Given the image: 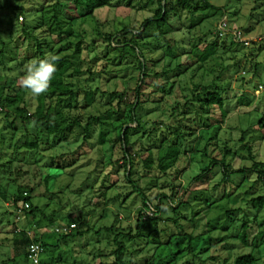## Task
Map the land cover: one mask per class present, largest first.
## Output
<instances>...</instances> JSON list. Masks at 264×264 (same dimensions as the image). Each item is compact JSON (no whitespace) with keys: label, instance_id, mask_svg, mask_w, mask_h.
<instances>
[{"label":"rangeland","instance_id":"374dc122","mask_svg":"<svg viewBox=\"0 0 264 264\" xmlns=\"http://www.w3.org/2000/svg\"><path fill=\"white\" fill-rule=\"evenodd\" d=\"M45 1L48 3V0H0V48L4 47L5 68L12 69L10 73L5 72L6 77L17 76V72L31 60L40 59L35 44L43 38L47 44L45 55L50 53L59 58H68L82 72L101 70L104 61L95 62L94 56H105L108 67L105 73L94 76L87 84L84 83L89 77L87 73L78 77L79 86L88 85L92 90H100L91 105L83 108L82 91L75 103H72L71 108L76 110H72L70 114L78 118L82 126L88 124L90 118L85 133L87 139H84V134L77 128L60 145H57L54 136H48L44 140L42 134L43 143L38 151L27 152L21 147L24 141L21 124L17 122L11 128L0 115V182L4 184L2 180H20L34 185L42 177H49L47 185L40 184L35 189L33 205L44 209V215L53 213L60 217H54L58 220L54 225L58 227L67 226L68 220L74 218L84 221L80 226L84 235L62 244L56 256L65 258L69 263L75 260L77 264H109L113 261V247L110 244L111 236L103 228H133L136 211L141 207V197L134 191L132 184L124 180L123 169H119L122 165L121 152L119 145L115 144L122 130L121 124L130 120L129 105L135 101L139 72L133 55L129 61L121 60L112 46H106L100 41L97 32L114 33L127 24L132 29H139L149 12L137 11L144 6L146 0H133L134 9L124 7L122 2L118 7L98 10L92 19L74 24L71 49L58 54V50L64 49V42H59L55 35L44 37L43 34L49 25L48 20H42L39 13ZM209 3L223 10L214 14L206 11L202 15L209 18L191 31L190 23L192 19L198 20L199 13L191 18L188 11H181L182 26H179L178 21L172 23L176 31L168 37L169 50L162 42L163 48L157 51H153L150 40L141 45L145 57L151 60L148 65L150 78L146 80L142 91V100H148L149 103L138 112L142 127L130 132V145L127 148L132 157L130 178L149 198L151 206L157 204L156 195L159 194L171 197L170 201L175 206L179 200L184 203L176 213L165 205L161 206L163 211L159 212V217L164 222L157 227V237L153 234L154 226L145 225L141 230L142 238L126 242L127 251L123 264H167L169 255L164 244L173 241L170 246H179L180 253L188 246V235L199 236L192 244L195 249L199 247L197 255L200 259L184 257L177 264H184L187 260L190 264H221L223 259L228 258L231 262L238 255L251 252L257 257V264H264V209H255L249 202L252 198L264 196V184L255 183L256 175L253 172L229 174L239 168L250 167V155L254 162L264 164V130L257 126L264 116V0H209ZM194 6L199 7L200 3H193ZM221 20L227 22L229 29L220 38L216 34V28ZM33 27L36 29L31 32ZM24 30L29 32L24 33ZM234 30L241 31L250 40L249 46L244 47L234 42ZM79 33H82L85 43L90 44L94 40L95 48L90 45L89 52L84 51L77 59L72 49ZM152 33L154 32L151 31ZM215 40L217 47L214 59L202 67L193 65L185 73L178 75L174 65L180 64L179 71H183L186 54L194 46L203 49L204 45H210ZM25 57L29 59L25 60ZM176 57L177 60H171ZM17 63L20 64V70L15 66ZM154 74L159 78L155 79ZM217 77L218 80L215 79ZM172 82L175 87L170 95L159 89L161 86L168 89ZM73 83L78 86L75 80ZM211 83L224 99L225 117L213 108L209 112V121H205L204 118L195 116L193 108H189L191 118L188 121L179 123L170 118V107L175 103H184L183 96L190 98L194 86H209ZM16 88L22 90L23 103L28 115L32 114L37 97L21 87L19 79ZM113 92L125 93L122 102L109 96ZM162 100L163 105L153 111L158 106L157 102ZM180 108L181 106L177 113L182 112ZM7 111L10 114L8 120L11 121L14 110L9 107ZM115 111H119L118 117ZM207 124L212 127L204 131ZM178 125L186 126L187 129L179 145L181 155L176 166L165 176L156 172L145 174L142 162L148 156L146 150L157 144L156 141L162 137H170L168 131ZM31 129L28 126L29 133L37 132ZM101 135L104 136L102 144L99 139ZM244 145L248 146L250 152ZM14 146L17 147L15 151ZM192 149L200 153L195 154ZM224 151L227 153L224 154ZM9 160L13 161L12 164L4 167L3 164ZM34 161L38 162V167L34 166ZM212 161L216 164L209 168L201 181L192 182L191 179ZM18 167L20 173L17 177L12 172ZM223 168L229 172L226 173L229 174L227 179L224 178ZM258 170L264 172L262 167ZM6 210L11 208L0 200V243H4V246L0 244V264L3 261L4 264H13L6 261L10 259L12 252L6 247L10 241L5 239L15 228L12 225L14 217L5 215ZM226 210L232 211V221L227 219ZM246 220L253 223L246 231L245 243L238 235ZM43 224L46 222L43 221ZM29 232L32 233L33 230ZM175 236L179 238H172ZM208 237L214 246H209ZM219 239L223 241L219 243ZM159 242L163 245L160 246ZM208 257L210 258L207 259Z\"/></svg>","mask_w":264,"mask_h":264},{"label":"trees","instance_id":"16d2710c","mask_svg":"<svg viewBox=\"0 0 264 264\" xmlns=\"http://www.w3.org/2000/svg\"><path fill=\"white\" fill-rule=\"evenodd\" d=\"M113 0H48V3L45 1L42 3V8L39 11L41 19H47L49 22L48 27L44 30V37H52L55 35L59 42H64V49L61 48L58 50V54L70 50V39L74 38V24L79 21H83L84 19H92L94 13L98 10L105 8L118 7L119 5L134 9L133 8V0H124L112 2ZM199 2L200 6L193 7V3ZM50 3V4H49ZM186 10L193 18L195 13H199V18L197 21L192 19L190 23L189 30L195 29L201 23H203L206 19L209 18L207 15H202L206 11H211L213 14L221 11L223 9H219L214 7L209 3V0H146L143 7L139 8L137 11H146L149 12V16L145 18L141 23L139 29H132L129 24L125 25L121 30L110 33V34H101L98 30L97 37L101 39L100 41L106 44V46H112L113 50H115L119 58L121 60H128L132 57H135V61L137 64V71L139 72V80L138 87L136 88V97L135 101L129 105V117L130 120L127 122L124 121L121 124V133L120 136L116 139L115 144L119 145V151L121 152V161L122 165L119 166V169L122 168L124 171V180L131 183L135 192L141 197V207L136 211L135 220L133 222L134 227L128 226L126 230H122L120 228H116L114 226L103 228V231L109 235L111 238L110 244L113 247L111 251V255L113 257V261L109 264H123L124 256L127 251L126 242L135 241L137 239L142 238L141 230L147 224H152L154 226V236L157 237V227L160 223L164 222V220L159 217V212L163 211L161 206H167L173 213H176L177 210L181 209L184 202L180 200L174 205L171 197H167L164 194L156 195L157 204L153 206L155 210V214L151 217L145 215L148 206H150L151 201L147 196H145L140 189H138L137 185L131 180V162L132 157L128 154L127 148L130 145V132H133V129H140L141 120L138 117V112L143 110L145 105L149 103L148 100L143 99V88L146 84V80L150 78V74L148 73V65L151 60H148L145 57V52L141 48V45L144 44L146 40H150L153 46V51H157L158 49L163 48L161 46V42L165 43L168 50L170 49V38L175 33V29L172 27V23L177 22L180 24L181 19V11ZM20 13H23L22 11ZM45 26V25H43ZM42 26V28H44ZM36 27V26H35ZM41 28V26H37ZM37 28V29H38ZM36 28H31V32ZM151 31L154 33L151 34ZM29 32V30H24V33ZM77 42L74 44V48L72 49L74 56L79 59L84 51L89 52L90 45L94 47V40L88 44L83 40L82 33H79L77 36ZM42 38V37H41ZM168 38V39H167ZM38 39V38H37ZM46 40L39 39L35 44V49L38 53L40 59L45 57V44ZM233 43V42H232ZM148 44V43H147ZM1 45H4L1 42ZM158 47V48H157ZM216 40L210 45H204L203 49H199L198 46H194L191 51L186 54V63H184L185 68L183 71H179L180 64H175V69L178 70V75L183 74L184 71L188 70V68L193 65L198 64L200 67L207 64L211 59L216 57ZM95 48V47H94ZM5 52L4 47L0 48V115L2 116L3 121L9 125L11 128L16 125L18 122L21 124L24 134L22 135L23 144L22 148H24L27 152H37L39 146L43 143L42 134H44V140L47 139L48 136H54L57 140V145L64 143L66 141L67 135H71L74 128H77L81 133L84 134V139H87V127L89 126L90 118L88 119V124L82 126L79 119L75 116H71L70 112L72 110H76V108H71L72 103H75L76 98L79 95V92H83V108L91 105L94 99V96L100 92L98 88L90 89L88 85L79 86L78 77L87 73L89 77L84 80V83L87 84L89 81L93 79L94 76H98L101 73L106 72V67H108V60L103 57L94 56L96 60L95 62L104 61L103 65L100 67L99 72H90L87 70L86 72H82L79 67H74V63L72 60L68 58H59L56 61V73L51 81L50 87L45 94H42L37 97L36 107L32 114L28 115L27 108L23 103L22 98V90L16 88L17 81L20 75H23V72H17V76L6 77L5 72H11L10 69H6L7 66L5 62ZM164 56V55H163ZM35 57V56H34ZM179 57V55H178ZM173 58L174 60L177 58ZM29 59V57H25V60ZM163 60V59H161ZM175 61V60H174ZM20 64H15L18 67ZM170 67V64H169ZM70 72V73H68ZM185 73V72H184ZM167 73L165 72V75ZM154 78L158 79V75L154 74ZM218 80V77L215 78ZM76 81L78 86L73 83ZM174 82L170 83L168 89H165L164 86H161L159 89L163 91L166 95H170L174 89ZM102 94V93H101ZM111 98H114L120 102L125 97V93L113 92L109 95ZM163 99V97H162ZM184 103L179 104L175 103L169 109L170 118L175 119L177 122L181 123L184 121H188L191 118V109L193 108L195 116L204 118L205 121H209V112L211 109L216 108L222 117H225L224 112V99L217 87L214 84H210L209 86L196 85L191 91L190 98H186L183 96ZM194 102V103H192ZM158 106H156L155 110L157 111L159 105H163V100L157 102ZM144 106V107H143ZM181 106L182 112L177 113V110ZM11 107L13 111L12 120L9 121L10 114L7 111V108ZM6 109V110H4ZM152 110H149L151 112ZM115 115L119 116V111L114 112ZM196 117V118H197ZM96 120V118L94 119ZM195 122V119H194ZM193 122V123H194ZM133 125L134 127L132 128ZM157 125V124H153ZM159 125V124H158ZM211 124L205 125L206 131L208 128L212 127ZM28 126L32 128L34 134L29 133ZM259 129L264 130V116L260 118L257 123ZM186 126L182 127L178 125V127H172L168 134L170 137L164 136L160 140H157V144L150 147L146 151H148V156L143 160V171L148 174L151 172H156L160 176H165L168 171L172 170L181 155V151L179 149L180 142L185 137ZM153 132V130H151ZM136 133V132H135ZM31 135V136H30ZM59 138V140H58ZM100 143L104 142V136H100ZM134 145V144H133ZM14 151L16 146L13 147ZM244 148L250 152L247 145H244ZM154 151L155 153H153ZM195 154L200 152H196L192 149ZM190 151V153L192 152ZM226 151L223 153L225 154ZM227 153V152H226ZM251 164L250 167H242L235 171H231L230 173L223 168L224 178L227 179L229 174H244L246 172H253L256 175L255 183L264 184V172L262 170H258L259 167L264 168V164H259L253 161V157L250 155ZM253 161V162H252ZM12 160H9L8 163L3 164V166H8L12 164ZM34 166L38 167V162H33ZM216 164L215 161L210 162V165L200 171V173L192 178V182H199L200 179L203 178L206 172H208L212 165ZM9 171L11 172L9 167ZM38 172V170H36ZM9 172V173H10ZM15 176H19L20 169L13 170L12 174ZM229 173V174H226ZM226 174V175H225ZM49 177H42L41 180H38L34 183V185H30L29 183H22L20 180H2L0 182V200L6 202L8 206L11 208L10 211L4 212L5 215L13 216L14 220L12 225L15 226L14 230L9 233V237L7 236V240L10 241V244L6 245L7 249L12 252V256L10 259L6 261L8 263L17 264L18 262H23L27 264L26 261V253L28 244L31 243V240L34 242H38L44 252L46 245L43 244L41 239L38 237V230L41 229H50L52 226V234L56 236V244L61 247V245L66 244L69 240H74L77 237H82L84 232L80 230V226L84 224L82 219L74 218L68 220L66 223L67 226L70 224H76V228L73 229L69 234H56L53 232L55 227L58 225H54L57 219L60 218L55 216L53 213L49 215H44V209L39 207H35L32 203L33 193L35 189L40 186V184L47 185V181ZM224 181V180H223ZM226 181V180H225ZM229 181V180H227ZM186 189V188H185ZM173 190V189H172ZM26 194V196H24ZM173 196L174 192H173ZM250 204L253 208L264 209V196H258L256 198H252L249 200ZM28 203L29 209H24L19 216H15V212L17 209H20L22 204ZM225 215L228 220L232 221L230 217L232 215L231 210H226ZM18 218V220H17ZM30 222H27V221ZM43 221L46 224H43ZM62 221V220H60ZM253 221H243L241 225V233L238 235L242 239V241H247L246 231L250 229V225ZM9 226V224H8ZM61 226V225H60ZM59 226V227H60ZM63 226V225H62ZM19 227V228H18ZM54 227V228H53ZM31 229V230H30ZM33 230V238L30 239L27 233ZM172 238H179V236H175ZM199 236H191L188 235V246L185 248V251L178 253L180 250L179 246L176 247L170 246L171 241L167 244H164L165 250L169 255V260L167 264H177V262L184 257L193 258V260L200 259L197 255L200 249L199 247L195 249L192 242L197 241ZM209 239V246H214L212 240ZM222 239H219L218 242H222ZM158 242V241H157ZM1 244V243H0ZM1 245L4 246V243ZM159 245L162 246L161 242ZM196 251V252H195ZM204 251V250H203ZM43 252V253H44ZM208 257L207 259H209ZM213 259V257H211ZM201 261V260H200ZM202 260L201 262H204ZM230 260L223 259L221 264H257V257L251 252L247 254H241L235 257L231 262ZM6 262V263H7ZM4 264V261L1 263ZM184 264H190V261H185Z\"/></svg>","mask_w":264,"mask_h":264},{"label":"clouds","instance_id":"9594fccd","mask_svg":"<svg viewBox=\"0 0 264 264\" xmlns=\"http://www.w3.org/2000/svg\"><path fill=\"white\" fill-rule=\"evenodd\" d=\"M59 57L47 54L43 59H34L27 63L19 76L20 86L28 90L32 96L45 94L56 73V61Z\"/></svg>","mask_w":264,"mask_h":264},{"label":"built area","instance_id":"2783aa9c","mask_svg":"<svg viewBox=\"0 0 264 264\" xmlns=\"http://www.w3.org/2000/svg\"><path fill=\"white\" fill-rule=\"evenodd\" d=\"M19 19L21 20V18ZM228 29L229 28H227V22L225 20H221L217 24L216 34L218 35V37L221 38L228 31ZM232 35H233L234 42L241 44L244 47L249 46L250 40L248 38H245L241 31L234 30L232 31ZM24 196H26V194H24ZM24 209H29L28 203L22 204L20 209L16 210L15 216H19ZM155 213L156 212L153 206L150 205L148 206V209L146 210L145 215L148 217H151ZM75 228H76V224L72 223L68 226L55 227L53 229V232L56 234H69ZM27 235L29 236L30 239L33 238V233L28 232ZM43 252L44 250L42 246L38 242H34L33 240H31V243H29L27 247V253H26L27 264H41V257L43 255Z\"/></svg>","mask_w":264,"mask_h":264},{"label":"crops","instance_id":"0c3cea01","mask_svg":"<svg viewBox=\"0 0 264 264\" xmlns=\"http://www.w3.org/2000/svg\"><path fill=\"white\" fill-rule=\"evenodd\" d=\"M6 211H10V210H6ZM27 222L30 221L28 220ZM51 232H52V226L50 227V229L44 228L38 230V237L41 239L43 244L46 245L45 252L43 253L44 257L45 256L46 257L44 258L42 255L41 264H77L75 260L69 263L65 258L63 259L58 255L56 256V253L59 252L60 247L56 244L57 241L56 236H54Z\"/></svg>","mask_w":264,"mask_h":264}]
</instances>
